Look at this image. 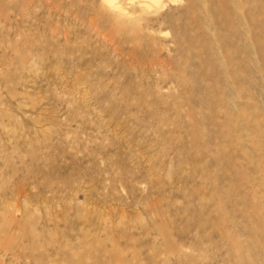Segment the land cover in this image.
I'll use <instances>...</instances> for the list:
<instances>
[{
    "label": "rangeland",
    "instance_id": "obj_1",
    "mask_svg": "<svg viewBox=\"0 0 264 264\" xmlns=\"http://www.w3.org/2000/svg\"><path fill=\"white\" fill-rule=\"evenodd\" d=\"M0 0V264H264V0Z\"/></svg>",
    "mask_w": 264,
    "mask_h": 264
},
{
    "label": "bare ground",
    "instance_id": "obj_2",
    "mask_svg": "<svg viewBox=\"0 0 264 264\" xmlns=\"http://www.w3.org/2000/svg\"><path fill=\"white\" fill-rule=\"evenodd\" d=\"M111 7H116V0H104Z\"/></svg>",
    "mask_w": 264,
    "mask_h": 264
}]
</instances>
